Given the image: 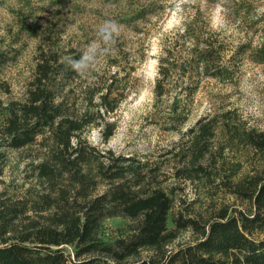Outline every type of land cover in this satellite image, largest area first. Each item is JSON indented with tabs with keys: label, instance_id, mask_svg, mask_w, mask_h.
Listing matches in <instances>:
<instances>
[{
	"label": "trees",
	"instance_id": "1",
	"mask_svg": "<svg viewBox=\"0 0 264 264\" xmlns=\"http://www.w3.org/2000/svg\"><path fill=\"white\" fill-rule=\"evenodd\" d=\"M213 50L209 44L202 51V69L224 76ZM69 55L81 56L74 48L39 44L22 96L13 98L0 83V264H264V169L232 183L235 172L226 174L225 163V156L243 150L263 153L264 131L246 128L233 110L188 128L167 153L176 162L172 176L221 184L243 208L221 206L204 219L174 213L175 189L164 187L159 165L101 151L83 139L94 127L104 142L110 139L114 124L107 118L127 89L116 70L76 93L72 83L80 73L66 67ZM256 62L264 64V54ZM170 70L159 66L155 97L166 93ZM12 152L27 153L20 158L24 175L19 184L5 185ZM112 219L123 226L108 230ZM182 232L191 233L190 241L173 246Z\"/></svg>",
	"mask_w": 264,
	"mask_h": 264
},
{
	"label": "rangeland",
	"instance_id": "2",
	"mask_svg": "<svg viewBox=\"0 0 264 264\" xmlns=\"http://www.w3.org/2000/svg\"><path fill=\"white\" fill-rule=\"evenodd\" d=\"M141 12L144 17L138 18ZM109 20L119 25L111 41L99 33ZM43 43L63 51L74 48L81 56L90 45L99 50L97 62L72 83L76 93L116 70L119 86L127 89L116 96L120 106L107 118L114 124L110 139L104 142L98 127L82 135L91 146L159 165L164 187L175 189L174 213L204 219L221 206L243 208L221 184L175 179L176 162L167 153L196 121L217 112L233 110L246 128L264 131V64L256 62L264 54V0H0V83L8 84L13 98L22 96ZM209 44L224 76L202 69V51ZM70 58L64 56L67 68ZM160 65L171 70L163 79L166 93L157 98ZM26 154H10L5 185L21 182L25 162L20 158ZM225 160L226 174L235 172L232 183L264 169V152L243 150ZM123 224L112 219L105 227ZM190 239V232H182L173 246Z\"/></svg>",
	"mask_w": 264,
	"mask_h": 264
},
{
	"label": "clouds",
	"instance_id": "3",
	"mask_svg": "<svg viewBox=\"0 0 264 264\" xmlns=\"http://www.w3.org/2000/svg\"><path fill=\"white\" fill-rule=\"evenodd\" d=\"M99 33L104 36L105 39L112 40L114 35L119 33V25L115 21H105L99 28ZM99 50L95 45H90L85 50L80 59H69L68 63L72 69L80 74L88 72L92 66L97 62Z\"/></svg>",
	"mask_w": 264,
	"mask_h": 264
}]
</instances>
